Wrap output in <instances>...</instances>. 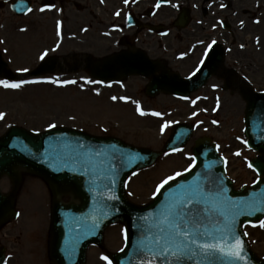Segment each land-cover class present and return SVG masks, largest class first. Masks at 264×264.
<instances>
[{
  "label": "rangeland",
  "instance_id": "1",
  "mask_svg": "<svg viewBox=\"0 0 264 264\" xmlns=\"http://www.w3.org/2000/svg\"><path fill=\"white\" fill-rule=\"evenodd\" d=\"M240 1L246 10L239 11L238 15L244 22L243 31L238 32L243 42L233 44V47L230 45L226 64L247 77L255 89L264 90V0L228 1L231 4L230 13L239 10ZM248 10L251 12L247 13ZM108 11L107 9L105 12ZM0 21L3 23V29L0 30V51H7L4 52V59L8 61L9 68L14 73L28 76L27 74L41 61L47 59L48 54L43 60L40 56L54 42L52 32L50 34L47 27L48 21L33 15L21 19L14 18L8 8L0 9ZM32 23L43 25L38 34L32 31ZM94 23L98 35L96 32L85 33L82 36L83 43H78L77 40L66 42L61 45L57 54L50 56L60 59L63 70L66 68V71H56L50 75L54 76L56 84H23L19 89L0 85V113L5 114L3 119H0V136L12 126L42 132L49 129V124H55L56 127L76 128L96 136L117 137L137 147L161 151L170 137L173 125L185 122L195 127L194 140L207 136L220 146V153L229 164L228 174L238 188L255 181L256 175L249 168V162L256 155L246 147L245 102L238 93L223 90L215 93L208 86L188 101L176 100L166 95L150 99L145 95L147 81L139 77L128 78L101 90L99 84L89 83L92 80L86 71H76L70 67L76 66L77 61L79 66L85 68L87 61H90L87 58H100L108 52H114L111 39L102 37V30L105 31L106 28L97 25L96 20ZM82 24L88 25L87 22ZM89 26L93 27L92 24ZM78 30L76 26L71 27L74 33H78ZM191 30L193 28L188 31ZM242 46H246V49ZM174 48L181 52L190 49L186 44L184 48L179 44L174 45ZM175 52L164 58L170 61ZM198 56L199 54L195 60L171 65L175 71L187 75ZM66 65L69 67H65ZM24 68L29 71H18ZM211 84L219 83L215 79L210 81ZM114 96L117 99L113 100ZM138 106L145 115L137 111ZM155 112L161 115H153ZM166 122H170L169 126L162 133L161 127ZM192 148L193 141L189 142L181 153L163 155L155 166L132 177L127 190L130 200L138 204L148 202L155 196L158 185L164 179L175 177L177 173L191 167ZM1 187L3 191H9L7 179L2 180ZM19 195L17 208L21 217L9 227L11 235L7 240L20 245L17 251L20 257L32 258L22 261V264H49L47 245L51 210L50 190L41 179L24 176ZM247 232L251 236L254 250L258 255H264V227H249ZM124 239L123 226L110 227L105 233L104 246L89 249L87 264H108L102 257L109 258L111 254L121 250ZM28 249L33 250L27 251ZM17 264L21 262L18 261Z\"/></svg>",
  "mask_w": 264,
  "mask_h": 264
},
{
  "label": "water",
  "instance_id": "2",
  "mask_svg": "<svg viewBox=\"0 0 264 264\" xmlns=\"http://www.w3.org/2000/svg\"><path fill=\"white\" fill-rule=\"evenodd\" d=\"M126 59L122 58L118 61L119 64L110 63L100 76L126 77L132 73L146 77L153 76L149 88L150 95H155L159 91L177 90L173 87L175 82L177 86L183 84L176 76L163 74L159 78L155 77L156 68L152 65L144 71L128 70L129 61ZM4 68L0 58V73ZM185 91H188V88H185ZM247 101L248 136L252 147L261 154L253 165L264 177V108H257L260 101L264 106V96L250 93ZM181 134H189L188 129H181L177 136ZM81 144L84 146L82 149L79 147ZM173 145L174 142L168 144L166 149ZM134 149L117 139L95 138L67 129H54L44 134L33 135L15 127L0 139V175L6 174L18 183V170L25 169L44 178L56 195L72 194L79 201L78 204L67 205L60 201L54 203L51 256L57 264H85L87 247L90 244L101 245L104 229L114 222H123L127 225L129 240L126 251L119 256H113V260L118 264H143L141 256H145L147 260L151 259V253L147 252V249L156 250L154 241L157 231H149L143 235L147 226L153 225L157 217H161L166 205L183 199L188 190L203 189V183L206 181L203 173H199L198 176H193L192 173L184 182L186 187L179 185L169 189L173 184L166 188L165 194L177 188L179 190L168 195L165 203L162 197L166 190L153 204L147 207H135L125 198L124 180L130 171L152 163L156 155L147 150L135 152ZM194 150L200 160L198 170L208 171L211 165L217 163L218 157L208 140L197 142ZM97 152L100 154H96ZM119 167L125 169L117 174ZM215 169L217 173L221 172L219 165ZM220 184L223 186L222 192L227 193L225 199L228 200L230 195L235 197L237 202L227 203L220 198V200L205 201L202 205L211 208L214 215L232 220L236 235L243 241L242 255L245 259L222 257L216 264H264V260H259L250 251L242 234V226L246 220H252L248 213L259 214L261 208L255 210L254 206L257 207L256 204L260 203L264 205V178L255 189L239 194L229 192L228 184L224 180ZM242 202L245 205L243 209L236 207ZM222 207H227L231 215ZM237 212L239 214H236ZM0 213L3 220L13 215L12 197L7 199L0 194ZM260 215L261 213L258 217ZM204 224L210 230L215 227L208 220ZM196 260H200V257L197 256L195 260L187 261L185 264H196ZM155 264H167V261L157 258ZM201 264L204 262L201 261Z\"/></svg>",
  "mask_w": 264,
  "mask_h": 264
},
{
  "label": "snow or ice",
  "instance_id": "3",
  "mask_svg": "<svg viewBox=\"0 0 264 264\" xmlns=\"http://www.w3.org/2000/svg\"><path fill=\"white\" fill-rule=\"evenodd\" d=\"M21 3L24 0H20ZM103 2V0H102ZM125 5L129 3V0H124ZM52 7V6H47ZM156 7L159 8L160 4L157 3ZM41 8L40 11H44ZM28 12L32 9L28 8ZM116 12V15H119ZM243 23V22H241ZM59 34V33H58ZM215 43V41H213ZM211 45H209V48ZM243 47V46H242ZM47 55L45 51L40 59L43 60ZM18 71L28 72L29 69H19ZM39 81H27L20 80L19 82H9L7 80H0V85L5 88L19 89L23 84L36 83ZM56 83L55 80L51 81ZM64 83H75V81H64ZM92 83V81H89ZM113 100L117 97H112ZM120 99H127L120 97ZM137 111L141 115H145L138 106ZM153 115L160 116L159 112L152 113ZM4 113H0V119H3ZM170 122H166L161 127V132L169 126ZM213 123H216L213 121ZM55 124H49V128H55ZM79 147L82 149L84 146L81 144ZM239 154V153H237ZM251 166V165H250ZM176 175H180L177 173ZM174 177H167L157 187V192L164 185L168 184ZM215 198L220 200V193L215 194L206 193L202 188L188 190L183 199L176 200L170 205L165 206L164 212L161 214V221L157 225L158 231L155 237L156 250L151 248L147 249V252L151 253V259L147 260V264H155L157 258L162 261H167V264H185L187 261H193L197 256L200 260H196V264H216V262L222 257H229L239 260H244L243 253V241L238 235H236L233 222L227 217L223 219L213 214V210L208 207H200L205 201ZM244 203L236 207L243 209ZM236 214H239L238 212ZM249 215L252 213L249 212ZM223 216V214H221ZM208 220L210 224L215 227L211 230L205 226L204 221ZM260 226L264 227V221L260 222ZM231 234V236H229ZM247 235V233H244ZM108 261V264H112L107 256L102 257Z\"/></svg>",
  "mask_w": 264,
  "mask_h": 264
},
{
  "label": "flooded vegetation",
  "instance_id": "4",
  "mask_svg": "<svg viewBox=\"0 0 264 264\" xmlns=\"http://www.w3.org/2000/svg\"><path fill=\"white\" fill-rule=\"evenodd\" d=\"M120 0H109L112 4L111 10L108 11V19L116 30V34L120 33L123 37L119 46L121 48L131 47V49H142L149 55H157L159 50L163 48L170 49L173 44L189 43L196 38L202 39L203 37L211 38L217 36L221 39H227L225 36L220 35L218 32L219 25L223 21V14H227V9L224 10L220 4H208L209 6H200L202 0H185L176 8L170 9L169 13L165 12L163 8L158 9L156 4L163 0H129L127 5L119 4ZM166 1V0H164ZM179 0H174L176 4ZM205 3L212 2V0H204ZM69 4H75L78 8L82 7V4H91L86 6L88 14H92V8L101 10L99 0H81L70 2ZM80 4V5H79ZM191 4L195 8L191 7ZM183 6H190L197 16H202V20L195 25V32L181 35L180 33H174V21L178 17L180 10ZM167 8V7H166ZM114 9L111 16V11ZM120 11V12H119ZM116 12L120 14L117 16ZM134 25H131L130 19ZM84 20L90 18L96 20L99 25H102V21L99 17L93 16H81ZM226 17V16H224ZM128 18V19H127ZM167 23V32L159 34H153L150 29ZM119 24V29L117 27ZM164 26V25H162ZM212 30V31H211ZM205 31H211L209 34H205Z\"/></svg>",
  "mask_w": 264,
  "mask_h": 264
}]
</instances>
